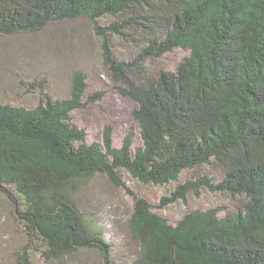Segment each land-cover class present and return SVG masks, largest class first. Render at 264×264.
Wrapping results in <instances>:
<instances>
[{
	"label": "trees",
	"instance_id": "trees-1",
	"mask_svg": "<svg viewBox=\"0 0 264 264\" xmlns=\"http://www.w3.org/2000/svg\"><path fill=\"white\" fill-rule=\"evenodd\" d=\"M107 15L116 19L100 26ZM78 18L93 23L109 76L138 103L141 143L132 146L131 132L114 146L111 125L101 142H86L70 115L82 105V71L67 99L0 100V191L24 238L16 264H33L32 252L57 261L84 248L110 264L104 228L79 207L82 188L97 175L116 188L126 187L124 175L160 186L188 169L195 179L163 200L185 202L206 187L243 197L240 205L224 215L219 206L193 209L171 224L136 197L125 222L137 243L131 264H264V0H0L4 34ZM112 36L140 51L121 59ZM177 47L189 54L174 71L143 64Z\"/></svg>",
	"mask_w": 264,
	"mask_h": 264
},
{
	"label": "rangeland",
	"instance_id": "rangeland-1",
	"mask_svg": "<svg viewBox=\"0 0 264 264\" xmlns=\"http://www.w3.org/2000/svg\"><path fill=\"white\" fill-rule=\"evenodd\" d=\"M114 16H103L100 26L111 23ZM113 39V49L121 59L134 57L140 51L131 41ZM140 47L142 42H138ZM189 50L174 48L160 57L143 60L152 73L174 71ZM85 73L82 105L71 110V121L86 134V142H101L103 129L112 126L114 146L133 132L132 146L140 145L138 125L132 111L138 103L118 88L101 61L100 39L93 23L85 18L52 22L34 31L4 34L0 32V100L12 105L32 107L47 97L62 100L70 97L71 76ZM95 93L101 96L90 98ZM204 173L212 172L199 166ZM196 169L184 170L177 181L164 185L141 184L124 175L125 188H116L103 175L88 181L78 195L79 207L104 228L111 243L110 264H131L137 256V243L126 229L136 197L146 198L153 209L175 224L187 211L221 207L220 215L234 210L243 197H231L201 187L198 194L190 192L186 201H168L175 187L187 179H195ZM194 175V176H193ZM127 188V189H126ZM12 204L0 191V264H16V253L24 242L21 228L13 221ZM33 264H103L95 248H84L57 261H45L39 252H32Z\"/></svg>",
	"mask_w": 264,
	"mask_h": 264
}]
</instances>
